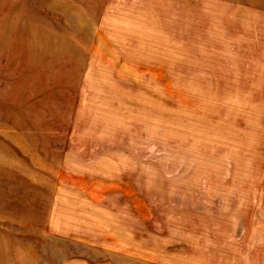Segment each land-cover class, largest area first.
Returning <instances> with one entry per match:
<instances>
[{
	"label": "rangeland",
	"instance_id": "rangeland-1",
	"mask_svg": "<svg viewBox=\"0 0 264 264\" xmlns=\"http://www.w3.org/2000/svg\"><path fill=\"white\" fill-rule=\"evenodd\" d=\"M0 264H264V0H0Z\"/></svg>",
	"mask_w": 264,
	"mask_h": 264
}]
</instances>
